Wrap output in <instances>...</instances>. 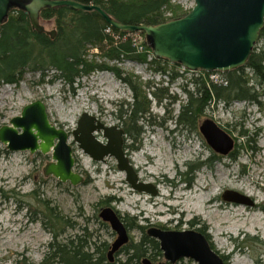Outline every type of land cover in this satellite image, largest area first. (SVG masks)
Masks as SVG:
<instances>
[{"label":"rangeland","instance_id":"1","mask_svg":"<svg viewBox=\"0 0 264 264\" xmlns=\"http://www.w3.org/2000/svg\"><path fill=\"white\" fill-rule=\"evenodd\" d=\"M171 2L180 5L183 13L194 6V0ZM164 16L171 17L169 13ZM39 20L47 31L55 28L53 19ZM113 38L130 40L132 54L144 55L147 62L132 58L106 60L123 74L94 70L73 84V90L54 79L53 70L42 76L29 68L18 84L0 83V127L20 115L23 106L42 101L52 124L68 132L75 160L73 169L84 181L73 186L44 175L43 167L51 160L50 154L9 152L0 142V264H54L44 258L55 235L58 242H65L84 234L89 251L100 247L96 251L100 256L103 247H109L117 237L99 216L107 206L125 217L124 223L131 226L127 233L132 243L149 228L186 231L204 227L212 250L225 257L224 264H264V231L250 228L253 219L264 222V83L245 64L228 71L242 70L246 86L252 89L251 97L218 100L195 115L192 122L179 123L180 109L187 103L184 87L192 91V80L206 79V73L210 81L225 84L228 72L188 71L157 59L140 32L124 37L114 34ZM86 52L89 60L104 61L93 57L95 48L88 47ZM259 52H264V37L260 36L252 53ZM158 66L165 71H156ZM175 73L177 77H173ZM122 77L139 88L150 103L148 112L137 118L140 138L134 144L126 132L128 122L125 123L131 108L124 104L132 102L133 90ZM159 88L167 94L157 99L154 92ZM85 112L106 126L125 130L126 156L139 182L150 184L156 189L155 194L132 189L113 157L95 161L77 146L71 132ZM206 118L232 137L234 145L227 155L215 153L199 132ZM94 136L105 142L101 131ZM156 163L162 169H157ZM229 190L248 197L251 206L225 201L221 195ZM200 194L199 206L193 208L190 204ZM46 205L54 209L56 218L48 215ZM237 215L243 220L241 225L236 222ZM152 254L155 260L146 256L149 264L163 262V253ZM126 258L121 252L111 263L124 264ZM176 264L198 263L180 258Z\"/></svg>","mask_w":264,"mask_h":264},{"label":"water","instance_id":"2","mask_svg":"<svg viewBox=\"0 0 264 264\" xmlns=\"http://www.w3.org/2000/svg\"><path fill=\"white\" fill-rule=\"evenodd\" d=\"M60 6L74 11L95 10L112 29L123 33L143 32L155 58L181 65L188 71L228 72L243 67L264 27V0H194V6L183 17L156 25L135 26L122 24L95 5L75 0H0V26L12 11L20 9L28 15L32 29L38 33L42 31L39 22L41 10ZM49 34L55 36L53 30ZM97 131H101L105 142L95 138ZM199 132L215 153L227 155L232 150V137L216 122L204 119ZM71 136L92 160L104 162L109 156L116 159L117 169L124 171L125 180L132 189L151 195L156 193L150 184L137 179L123 147L126 137L123 128L106 126L85 112L78 119ZM68 138L65 128L52 124L44 103L39 100L23 106L20 115L10 118L9 125L0 127V142L7 151L50 154L51 160L43 167L44 175L77 186L84 181L83 176L73 169L75 160ZM221 197L228 202L252 204L248 197L232 190L223 192ZM99 213L117 234L107 252L111 261L113 252L127 242L128 233L112 207L102 208ZM146 232L159 243L164 258L159 264H176L180 258H190L198 264H224L200 230L165 231L155 227Z\"/></svg>","mask_w":264,"mask_h":264},{"label":"trees","instance_id":"3","mask_svg":"<svg viewBox=\"0 0 264 264\" xmlns=\"http://www.w3.org/2000/svg\"><path fill=\"white\" fill-rule=\"evenodd\" d=\"M75 1L95 5L122 24L134 26L156 25L169 19H178L186 14L183 13L180 5L173 4L171 0ZM167 13L171 17L166 19L164 15ZM40 17L55 21L54 37L36 33L31 27L28 16L20 9L12 11L0 26V83L18 84L24 71L29 68L39 71L42 76L53 70L51 73L53 78L60 80L73 90V84H78L83 76L91 74L94 70H109L117 76L123 74L116 66H110L106 60L132 58L135 61L147 62L144 55L132 54L134 50L130 40L122 42L120 38V41H116L113 38L114 34L124 37L127 33L112 29L95 10L74 11L60 6L59 8L42 9ZM259 33L260 37H264V27ZM140 34L143 35V32ZM88 47L96 49L97 53L93 57L98 56L104 61L99 63L94 59L89 60V54L86 52ZM245 65L260 79V82L264 83V52L252 53ZM164 69L159 66L155 68L156 71L162 70V72L165 71ZM241 71L228 72L225 84L210 81L208 73H206V79L192 80L195 87L192 91L184 87L187 103L182 105L177 121L179 123L192 122L195 115L203 113L205 108L218 100L229 102L251 97L252 89L246 86V80ZM173 77H177V74L175 73ZM122 80L124 83H129L133 90L132 102L124 104L131 108L125 123L128 122L126 132L134 144L140 138V130L136 125L137 118L148 112L150 103L146 95L139 93V88L136 89L127 77H122ZM166 94L167 92L161 88L154 92L157 99ZM46 209L48 215L57 217L54 209L49 205H46ZM128 227L131 228V226ZM138 228L142 229L140 226ZM203 228L198 227L197 230L205 235ZM57 238L55 235L54 240L48 243L45 260L51 259L54 264H112L107 256L110 246L105 247L102 243L101 246H104L102 253L97 256L96 253L100 247L90 252V246L84 242V234L76 236V240L68 238L65 242H58ZM105 250L106 253H104ZM121 251L127 257L124 264H143L146 256L149 255L155 260L153 252L162 256L158 241L151 238L147 232L143 233L137 242L129 241Z\"/></svg>","mask_w":264,"mask_h":264},{"label":"bare ground","instance_id":"4","mask_svg":"<svg viewBox=\"0 0 264 264\" xmlns=\"http://www.w3.org/2000/svg\"><path fill=\"white\" fill-rule=\"evenodd\" d=\"M148 154V153H147ZM149 155H151V154H149ZM151 156H156V154H153L152 153V155ZM158 160H161L160 158L158 159ZM158 160H157V162H158ZM157 165H156V167H157V169H162L160 166H159V163H156ZM206 189V188H205ZM204 189V190H205ZM201 195V194H200ZM200 195H198L196 198H197V200L194 198V201H193V203H191L190 205L194 208H197V206H199V204L198 203H200L199 202V199H200V197H202V195L200 196ZM208 203H210L209 201H207ZM215 218V217H214ZM236 218H238L237 220H236V222H238V225H241V223H243L242 221V219H240V217L237 215L236 216ZM246 221V220H245ZM257 221H259V220H255V219H253L252 220V222L250 221V223H251V229L252 228H256V229H260V230H262V231H264V222H262L261 224L260 223H258ZM245 223V222H244ZM219 224V223H218ZM245 225V224H244ZM222 232V231H221ZM223 234V233H222Z\"/></svg>","mask_w":264,"mask_h":264},{"label":"flooded vegetation","instance_id":"5","mask_svg":"<svg viewBox=\"0 0 264 264\" xmlns=\"http://www.w3.org/2000/svg\"><path fill=\"white\" fill-rule=\"evenodd\" d=\"M39 22L41 23V28H42V31H38V33H43V34H45V35H48V31L45 29V27H44V24L39 20ZM210 146V145H209ZM6 152V151H5ZM119 217L121 218V221L124 223L125 221H123V216L121 217L120 215H119ZM125 224V226H126V231H128V225L126 224V223H124ZM193 229V228H192ZM194 230H197V229H195L194 228ZM129 237V236H128ZM128 241H129V239H128ZM128 241L126 242V243H124L122 246H120L117 250H115L114 252H113V254L111 255L112 256V260L111 261H109L110 263L111 262H113V259H114V257L115 256H117V254H119V253H121L122 251H121V249L124 247V245H126L127 243H128ZM110 246H111V244H110ZM221 258H222V260L224 261V256H221ZM143 263L144 264H149V261L147 260V259H145L144 261H143ZM224 263H225V261H224Z\"/></svg>","mask_w":264,"mask_h":264}]
</instances>
